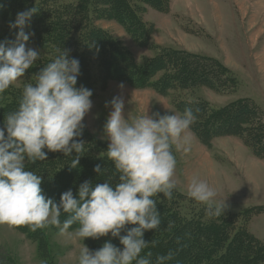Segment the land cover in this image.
<instances>
[{"label": "clouds", "instance_id": "clouds-1", "mask_svg": "<svg viewBox=\"0 0 264 264\" xmlns=\"http://www.w3.org/2000/svg\"><path fill=\"white\" fill-rule=\"evenodd\" d=\"M35 7L20 11L9 29H18L14 39L0 41V93H4L27 69L40 59L41 52L28 47L31 33H26ZM57 55L25 83L15 110L5 115L0 127V224L27 225L37 229L54 227L65 241L85 238H118L120 245L106 240L98 249L84 243L76 264H167L173 250L156 255L141 253L156 241H146L144 234L161 227L156 197L173 198L176 152L191 151L189 132L197 120L196 111L185 107L182 113L159 111L142 115L125 114V100L115 96L106 107L111 111L103 124L101 139L108 142L106 156L114 166L116 182L109 177L103 183L84 181L77 192L68 189L59 201L47 197L41 188L43 177L26 168V161H46L48 152L70 157V168H77L85 154L80 139L85 116L93 107L92 91L77 87L80 61L70 50L57 49ZM47 149V151H45ZM75 152V155H73ZM94 172L103 174L100 164ZM187 196L205 205L209 218L224 214L226 200L218 202L217 190L206 180L192 176ZM64 219L61 220V216ZM128 225H136L128 228ZM75 226V227H74ZM174 222H169L171 230ZM122 230L126 234L121 235Z\"/></svg>", "mask_w": 264, "mask_h": 264}, {"label": "trees", "instance_id": "trees-1", "mask_svg": "<svg viewBox=\"0 0 264 264\" xmlns=\"http://www.w3.org/2000/svg\"><path fill=\"white\" fill-rule=\"evenodd\" d=\"M32 7L38 11L25 29L26 33H31L27 45L34 46L41 56L26 70L24 77L35 75L58 54V48H64L80 61L77 87L90 89L92 97L97 88L96 78L105 83L109 80L124 82L136 89L152 88L161 95L200 86L221 92L228 82L233 83L230 71L222 64L183 50L160 51L140 65L123 43L96 25L98 20L116 21L139 47L151 49L150 39L155 29L143 21L141 14L147 7L168 13V0H0V41L15 38L18 29L10 30L9 21H14L18 12ZM159 73L162 76L154 80ZM19 94L18 90L9 96V101L2 106L0 127L5 115L18 106ZM180 102L178 109L181 112L185 107L198 109L197 120L191 128L206 146L210 147L216 137L235 135L244 140L256 157L264 158V117L251 102L241 100L216 110L204 101ZM80 139L86 143L85 154L77 168H70L71 158L60 152H48L46 161L26 165L28 170L42 175L43 193L57 202L68 189L75 194L84 181L96 184L112 177V182H116L115 169L106 156L105 144L85 131ZM97 164L104 169L103 174L94 172ZM179 197L175 194L171 200L162 194L153 197L157 200L162 223L158 230H149L152 237L146 241L154 240L156 244L154 247L150 244L141 255L151 251L155 258L173 250L174 258L167 264H264V243L245 228L235 229L231 216V219L209 218L204 208L199 212L183 211L177 206L179 199L183 201V197ZM64 218L62 215L61 220ZM170 221L174 222L171 230L167 228ZM14 227L30 241L39 242V252L46 251L47 240L41 229L33 232L27 225ZM124 234L122 230L121 235ZM93 240L101 246L106 240L116 246L120 244L119 239L110 234ZM43 257L49 260V255Z\"/></svg>", "mask_w": 264, "mask_h": 264}, {"label": "rangeland", "instance_id": "rangeland-1", "mask_svg": "<svg viewBox=\"0 0 264 264\" xmlns=\"http://www.w3.org/2000/svg\"><path fill=\"white\" fill-rule=\"evenodd\" d=\"M168 1V13L147 7L141 14L143 21L155 29L150 39L151 49L139 47L116 21L98 20L96 25L123 43L140 65L160 51L183 50L222 64L230 71L233 83L228 82L221 92L200 86L161 95L152 88L136 89L124 82L109 80L105 83L96 78L97 88L91 98L93 107L84 118L83 132L106 147L108 142L101 136L103 124L112 109L105 105L115 96L124 98L125 114L133 117L146 110L149 115L155 111L165 114L168 109L182 113L178 109L180 101H204L216 110L241 100L251 102L264 117V0ZM27 46L35 48L30 44ZM161 76L162 73L157 74L154 80ZM33 80V76L21 77L0 93V110L9 101V96L18 90L21 95L24 84ZM189 136L191 151L175 153L177 186L173 194L183 197L177 206L183 211L191 209L195 212L205 208L187 196L189 179L198 176L217 190L218 202L226 200L227 207L220 217H232L235 229L245 228L264 243V158L256 157L244 140L235 135L216 137L210 147L192 128ZM148 232L144 234L145 240L152 237ZM41 233L47 240L46 251L42 253L38 249L39 242L30 241L13 225L0 224V264H76L83 243L93 250L101 247L92 238L65 241L56 234L54 227L41 229ZM40 253L49 255V260Z\"/></svg>", "mask_w": 264, "mask_h": 264}, {"label": "crops", "instance_id": "crops-1", "mask_svg": "<svg viewBox=\"0 0 264 264\" xmlns=\"http://www.w3.org/2000/svg\"><path fill=\"white\" fill-rule=\"evenodd\" d=\"M241 9V8H240ZM241 11V14H244L243 12H242V10H240Z\"/></svg>", "mask_w": 264, "mask_h": 264}, {"label": "bare ground", "instance_id": "bare-ground-1", "mask_svg": "<svg viewBox=\"0 0 264 264\" xmlns=\"http://www.w3.org/2000/svg\"><path fill=\"white\" fill-rule=\"evenodd\" d=\"M142 104V103H141Z\"/></svg>", "mask_w": 264, "mask_h": 264}]
</instances>
